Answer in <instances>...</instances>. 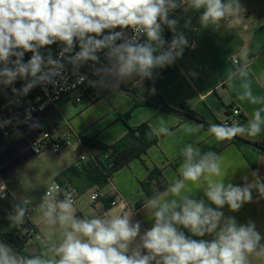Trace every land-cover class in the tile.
Here are the masks:
<instances>
[{
	"label": "clouds",
	"instance_id": "1",
	"mask_svg": "<svg viewBox=\"0 0 264 264\" xmlns=\"http://www.w3.org/2000/svg\"><path fill=\"white\" fill-rule=\"evenodd\" d=\"M181 6L186 11L202 10L199 23L204 27L219 26L226 18L238 22L244 12L240 0H0V85L11 87L17 99L10 103L19 104L18 98L37 86L66 84V65H71L72 74L77 76L73 87L88 80L79 74L84 64L99 77L88 81L94 87L115 90L134 77L152 79L156 69L173 65L188 47L186 36L177 31L179 19L170 18ZM165 27L173 33L170 42L163 37ZM57 42L63 47L55 58L50 49L46 55L41 52ZM77 44L79 51L74 52ZM26 52L32 55L24 62ZM101 52L106 63H101ZM233 64L224 83L234 89L239 80L237 99L264 105V97L252 91L248 54L240 53ZM17 79L25 81L20 89L12 87ZM29 120L31 112L26 111L24 122ZM10 123L11 119L4 120L0 127ZM39 126L38 121L30 125ZM262 126L264 106L254 111L247 124L213 123L208 131L222 142L237 136L257 137ZM202 127L185 125V130L196 135ZM152 134L173 133L161 120ZM180 154L181 178L143 204L154 221L150 229L141 233L140 222L133 223L131 215H113L110 211L80 218L72 193L53 185L38 205L46 226L45 251L24 256L0 242V264H250L251 256L264 257L262 235L255 223L238 224L222 211L225 206L238 211L252 201L253 190L264 197V182L258 177L251 183L244 177L243 186L217 182L213 177L221 176L222 170L216 152H202L196 144L188 143ZM202 179L207 182L203 194L210 203L194 198L186 184ZM0 198H4V191H0ZM31 206V199L15 204L8 217L11 224H24ZM205 235L213 239L192 238Z\"/></svg>",
	"mask_w": 264,
	"mask_h": 264
},
{
	"label": "crops",
	"instance_id": "2",
	"mask_svg": "<svg viewBox=\"0 0 264 264\" xmlns=\"http://www.w3.org/2000/svg\"><path fill=\"white\" fill-rule=\"evenodd\" d=\"M240 4L244 12L238 22L226 18L220 22L219 26L209 25L207 27L199 23V15L202 10L186 15L183 6L177 8L170 14V18L179 19L177 31L182 32L188 40V47L184 49L182 57L178 58L171 66L156 69L152 79L140 80L139 77H136L125 82L126 85H129L132 93L110 89L108 93L91 102L88 107L67 122L64 121L65 118L59 104L69 96L63 98L55 106L49 107L39 116L42 119L39 122V127H30L32 123L25 124L10 139L0 144L1 180L4 182L13 171L12 168L17 167L22 160H28L35 156L30 151L27 142L32 136L38 135L42 129H49L62 141H75H73L74 143L71 142L70 145L76 147L73 158L70 157L69 150H65L66 147L57 153H61L57 158L59 164L48 182L67 184L71 182L64 175V171L74 167L82 155L81 145L78 140H75V137L96 138L99 142L110 146L125 136L127 124L130 126L147 124L152 131L163 120L173 134L155 135L156 144L148 149L140 159L131 161L114 173L110 181L104 186H92L78 190L79 197L74 204L77 216L92 218L101 216L106 211H110L113 215L129 214L133 223L140 222L141 233L150 229L154 221L147 209L143 207L147 201V195L142 189L141 183L147 179L149 172L154 168L161 171L160 178L154 181L152 185V192L155 194L158 191L163 192L168 184L180 179V165L183 161L180 150L188 143L196 144L202 152L214 151L220 156L222 174L219 177L214 176V181L230 182L234 185L243 186L245 184L244 177H247L248 183L258 177L261 182H264V155L256 148L246 146L242 151L236 143L230 140L217 141L209 133L208 128L204 127L198 134L191 135L186 132L185 125L196 123L158 111L149 105L132 109L136 100L143 101L146 98L149 94V85L152 84L170 106L188 105L208 124H223L228 109L232 107L238 108L244 114L246 121L242 124H247L254 111L264 105H253L248 101H239L237 92L240 91V81H235L234 89H229L224 81L228 73L234 68L232 56H236L238 59L240 53H247L250 65L249 80L253 94L264 97V15L253 3L243 4L240 2ZM188 21L190 23L186 24ZM192 23L194 24L190 25ZM118 30L116 29V31ZM193 73L196 75H192ZM143 83H145L144 89L141 86ZM12 87H15V84ZM6 89L4 95L10 98L11 87ZM97 89H101L103 92V88L96 86L94 88L95 93H97ZM137 89H141V93L136 92ZM86 99L80 104H83ZM72 100L71 98L66 103H71L74 106L79 105L74 104ZM129 111L131 114L126 123L121 116ZM238 137L248 142L261 141L264 139V126H262L261 133L257 137ZM93 152L96 154L95 151ZM251 161H253L254 166H252ZM253 173H256V176H253ZM73 180L76 181V179ZM186 184L194 194V198H203L206 203H210L203 194V190L207 186L206 181L203 179L197 182L186 181ZM5 186L7 191L4 199L12 198L13 195L9 186L7 184ZM94 193H98L100 196L95 202L91 200ZM33 198L29 220L36 233L27 239L21 254L24 256L39 255L45 251L43 234L46 226L43 224L38 210L41 199L36 196ZM114 199L122 200V202L116 206H111L110 201ZM10 204L12 203L6 202L5 208H13L16 203L14 202L12 206H9ZM211 206L215 207L214 205ZM222 211L225 216L234 217L238 224L254 222L256 230L262 235L261 243L264 244V197L259 196L257 191L253 190L252 201L243 204L238 211L232 212L227 206ZM6 217L4 216L0 221V226L4 224L10 228L0 230V236L9 231L17 230L20 232L22 225L17 228V225L11 224L9 218ZM184 231L186 235H191L186 230ZM56 235L58 238L59 231ZM192 238L211 240L213 236L205 235L204 237ZM0 242H4L1 237ZM249 260L250 264H264V257L251 256Z\"/></svg>",
	"mask_w": 264,
	"mask_h": 264
},
{
	"label": "trees",
	"instance_id": "3",
	"mask_svg": "<svg viewBox=\"0 0 264 264\" xmlns=\"http://www.w3.org/2000/svg\"><path fill=\"white\" fill-rule=\"evenodd\" d=\"M193 24L194 23L190 25ZM163 37L166 41L170 42L173 33L165 27ZM153 88L155 89L154 93L151 91ZM118 90L132 93L129 85H126L125 83L121 84ZM25 101L26 100L24 99L22 103ZM144 105H149L156 108L158 111L179 116L184 120L196 124H201L204 128H208L210 125L204 119L199 117L188 105H181L179 107L170 106L152 84L149 85V94L146 98L143 101L136 100L132 109ZM233 109V107L228 109L226 116L228 124H231L230 116ZM130 114L131 111L122 115V120L127 123ZM237 117L240 121L239 124L246 121V117L242 112ZM230 141L236 143L242 151L246 146H252L264 155V139L258 142H248L237 136ZM80 142L82 154L86 150L95 151L96 154L85 162L78 159L74 167L68 168L64 171V175H66L67 179L71 182L70 184L75 186L78 190L90 188L92 186H104L110 181L114 173L128 165L131 161L140 159L148 149L156 144L157 138L152 134V131L147 124H141L139 126H130L127 124V132L125 136L110 146L99 142L96 138H85L82 136L80 137ZM34 154L36 155L37 153ZM251 164L254 166L253 161H251ZM160 176L161 171L154 168L149 172L147 179L141 183L142 189L147 195V199L155 195V193L152 192V185L154 184V181L160 178ZM73 179H76V181ZM4 216H7L6 211L4 212ZM27 220L30 221L29 218H27ZM22 227H24V224H22ZM0 237L4 243L22 254V249L27 241L25 235L23 236L21 232L14 230L2 234Z\"/></svg>",
	"mask_w": 264,
	"mask_h": 264
},
{
	"label": "built area",
	"instance_id": "4",
	"mask_svg": "<svg viewBox=\"0 0 264 264\" xmlns=\"http://www.w3.org/2000/svg\"><path fill=\"white\" fill-rule=\"evenodd\" d=\"M128 35H131V30H125ZM146 39V37L142 38L143 40ZM119 43V42H118ZM63 47V45L60 42H57L56 44H53L51 46H45V48L41 49V52L43 54H47L48 50L50 49L53 57L55 58L60 49ZM79 51L78 44L74 48V52ZM32 53L26 52L24 54V62H27L31 58ZM101 63H106V60L104 59V53L101 52ZM237 58L236 56H232L233 59ZM14 58V57H13ZM99 66V65H97ZM3 67V64H0V68ZM66 73L65 75L68 77L67 83L64 84L61 82L56 87L52 86L51 84L46 86H37L34 89H32L26 98H24L26 101L22 103L24 99H19V104L17 103H10V101H13L11 98H7L4 93L6 92V88L2 85H0V122H3L4 120L11 119V123L7 126L0 127V144L4 142L5 140L10 139L14 134H16L23 125L28 123H33V121L40 122L42 119L39 117L42 113H44L49 107L55 106L58 102H60L63 98L68 97L72 95V102L74 104H80L84 101V99H91L95 96L94 92V86L89 85V80H98L99 77L94 76L91 67L89 64H84L79 69V74L86 75L88 77V80H86L82 84H77L75 87L72 85L75 83L77 76L72 74V66L66 65ZM26 111L31 112L32 120H29L27 122L25 121ZM238 113V114H237ZM241 114V111L238 108H234L231 111L230 116V123L237 122L239 123V119L237 116ZM224 123H227L225 120ZM38 135H43V140H39ZM38 135L32 136L28 142L27 145L31 152L37 153L36 151H42L43 149H49L53 151L54 153L60 152L64 147L70 146L71 142L62 141L61 139L57 138L49 129H42L39 131ZM77 140L80 142V136H77ZM92 156H95L94 152L91 150H86L80 157V161L85 162L86 160L90 159ZM53 185H58L61 189L70 191L73 195L74 204L77 201L79 197V191L78 189L73 186L70 183L64 184L60 182H53L51 183L46 189L45 192L50 189ZM0 191H7V187L3 183V181L0 178ZM44 192V193H45ZM99 194L94 193L91 196L92 201H97L99 199ZM122 200L114 199L110 201L111 206H116L118 203H121ZM17 204V203H16ZM13 208H9L6 210V215L9 216L10 213H12ZM103 216V215H101ZM29 218V212L25 216V222L24 227L21 228V234L27 237V239L33 237V235L36 233L35 228L32 226L30 221L27 220Z\"/></svg>",
	"mask_w": 264,
	"mask_h": 264
},
{
	"label": "rangeland",
	"instance_id": "5",
	"mask_svg": "<svg viewBox=\"0 0 264 264\" xmlns=\"http://www.w3.org/2000/svg\"><path fill=\"white\" fill-rule=\"evenodd\" d=\"M243 4H251L256 6V8L259 10V12L264 15V0H240ZM196 10H187L185 11L186 15L190 12H195ZM264 18V17H263ZM136 78V77H134ZM132 80V79H131ZM127 82V81H126ZM25 81L17 79V81L14 83L15 88L20 89ZM144 89L145 83L141 85ZM112 88L105 87L103 88V92H101V89H97V93H95V96L91 99H86L83 104H79L78 106H74L71 103L67 104L66 102L69 101L73 96L70 95L67 99L62 101L60 105V109L64 115L65 122L67 120H70L74 116H76L78 113L82 112L83 109L88 107L91 102L96 101L101 96H104L106 93H108ZM141 89H137L136 92L141 93ZM28 96H21L19 98L24 99ZM11 99L16 100L17 97L14 95V93H11ZM69 99V100H68ZM39 140H43V135H38ZM75 140L77 138L75 137ZM15 141V139H14ZM74 141V140H73ZM71 141L72 143H74ZM76 147H66L65 150H69L70 157L73 158V152ZM37 155L30 157L28 160H22L17 167L12 168L11 174L8 175L6 180L3 182L6 183L11 192H12V198L4 199L0 198V206L2 209V212L0 213V221L4 218V212L8 209L5 208V204L7 203H20L24 199H34L33 197L36 196L37 198L42 199V196L44 195L46 185L47 187L50 185L49 178L51 177L52 173L56 170L57 165L59 164L57 162V158L60 154L54 153L53 151H48L47 149H43L42 151H36ZM5 184V185H6ZM6 192H4V195ZM34 195V196H33ZM17 201V202H16ZM10 204L9 206H12ZM29 212H32V206L29 209ZM7 216L6 218H8ZM2 224V223H1ZM12 227V226H11ZM10 228L9 226H4L2 224L0 226V230H7ZM17 228H19V225H17Z\"/></svg>",
	"mask_w": 264,
	"mask_h": 264
}]
</instances>
